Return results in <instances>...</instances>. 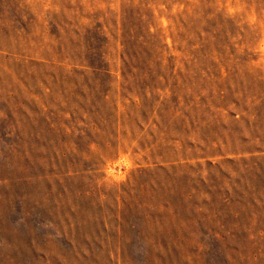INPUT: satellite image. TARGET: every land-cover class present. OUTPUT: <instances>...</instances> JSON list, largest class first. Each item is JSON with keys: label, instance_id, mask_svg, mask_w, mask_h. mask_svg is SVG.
<instances>
[{"label": "rangeland", "instance_id": "374dc122", "mask_svg": "<svg viewBox=\"0 0 264 264\" xmlns=\"http://www.w3.org/2000/svg\"><path fill=\"white\" fill-rule=\"evenodd\" d=\"M0 264H264V0H0Z\"/></svg>", "mask_w": 264, "mask_h": 264}]
</instances>
